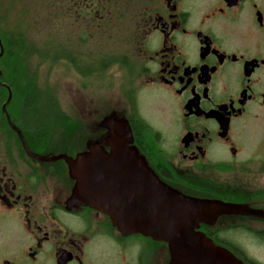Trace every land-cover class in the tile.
<instances>
[{"label":"flooded vegetation","instance_id":"obj_1","mask_svg":"<svg viewBox=\"0 0 264 264\" xmlns=\"http://www.w3.org/2000/svg\"><path fill=\"white\" fill-rule=\"evenodd\" d=\"M46 2L59 23L72 25L76 39L87 35L92 51L96 38L113 32L120 33L121 45L127 46L128 22L113 19L125 18L122 14L130 9L129 32L135 40L130 47L140 85L129 91L121 115H108L127 122V146L155 177L183 195L264 210V186L240 195L243 188L233 185L240 171L264 176V158L252 157L251 168L241 164L248 159L241 129L264 131V0ZM3 52L0 44V57ZM0 70V87L6 89V98L0 96V264H169L167 242L143 233L124 234L111 214L79 203L69 163L29 154L8 115L31 151L71 158L86 151L90 142L102 143L109 152L106 123L101 125L103 134L89 129L84 142L80 134L85 130L78 122L63 123L56 93L42 91L40 114L49 116L52 126L48 141L39 143L13 106L22 93L15 90L14 81L4 78L1 66ZM147 92L162 93L164 108L146 114L140 99ZM59 129L67 140L53 146ZM96 133L101 136L96 138ZM79 139V148L66 144ZM202 224L201 231L243 264H264L238 239L245 235L254 247H264V218L222 215L214 225Z\"/></svg>","mask_w":264,"mask_h":264},{"label":"water","instance_id":"obj_2","mask_svg":"<svg viewBox=\"0 0 264 264\" xmlns=\"http://www.w3.org/2000/svg\"><path fill=\"white\" fill-rule=\"evenodd\" d=\"M11 97L9 90L3 105L6 113ZM8 119L29 154L43 161L64 159L69 163L71 176L76 180L74 198L79 203L100 207L111 214L124 234L143 233L167 242L172 256L169 264H243L201 231V224L214 225L222 215L264 218V210L246 203L187 196L167 186L127 146L126 121L113 116L105 118L110 130L109 152L102 143L90 142L86 151L71 158L65 153H34L9 115Z\"/></svg>","mask_w":264,"mask_h":264},{"label":"rangeland","instance_id":"obj_3","mask_svg":"<svg viewBox=\"0 0 264 264\" xmlns=\"http://www.w3.org/2000/svg\"><path fill=\"white\" fill-rule=\"evenodd\" d=\"M46 1L47 0H0V17L4 19L2 28L8 32L20 30L21 28L26 34L28 43L25 44V47L28 51L25 52V63L30 77L36 78L40 88H50L56 93V102H58L59 108L66 117L63 123L65 125H70L78 122L80 127L85 130H81V134H79L81 139L83 138L84 142H86L89 129L100 131L101 125L105 123L104 120L108 115L113 112L118 115L122 114L127 99L131 97V94H128L129 91L134 87L137 88L140 82L137 76L134 78L129 76L130 78H128L127 75H124V71H121L118 67L107 68L103 79H83L68 63H56V65H52L51 62L39 63L36 49L40 50L43 48L47 39H51V35L44 32V30L49 29L44 25L42 19H40V27L34 26V20L29 21L28 19L30 16L54 17L55 13L49 8V4ZM40 2L45 4L42 11L47 8V11L43 12L41 15L40 11L36 10L39 9ZM55 19V27L52 28L50 33H54V30H56L59 32L58 36H60V38L66 37L64 33L67 31L71 32L73 30L72 25L70 23L63 25V23H59L58 18L55 17ZM68 22H71V20ZM75 40L77 44L78 39L75 38ZM75 45H73V47ZM77 47L78 45L75 46V48ZM84 49L86 51L92 49V46L88 45V41L84 44ZM107 52L108 48L105 49V54ZM148 93L149 92L142 95L140 99L141 107L147 110L146 114H153L150 111L159 112L164 108L166 103L162 98L164 97L163 94ZM59 128H63V124ZM263 132L264 131L261 129H256L251 126H245L241 129L243 142L245 144V155L248 157V159L241 164L249 165L251 168L254 165L251 162L253 159L252 157H254L255 160L256 158H264V141L260 143L258 141ZM100 136V134L96 133V138ZM66 138L65 131L59 129L53 135V146H58L59 143L67 140ZM81 139L75 142H66V144H68L69 147L76 146L79 148L83 142ZM54 150L55 152H60L61 149ZM239 174V179L233 185L243 188H240V195L248 191L251 192L253 189H260L264 186V176L262 175L256 174L254 176L246 171H240ZM238 239L241 240L240 244H242L246 251L252 253L256 257L258 256V258L264 261V247L256 245V247H254L251 244L252 242L245 235H239Z\"/></svg>","mask_w":264,"mask_h":264},{"label":"trees","instance_id":"obj_4","mask_svg":"<svg viewBox=\"0 0 264 264\" xmlns=\"http://www.w3.org/2000/svg\"><path fill=\"white\" fill-rule=\"evenodd\" d=\"M45 4L40 2L39 9L40 15L47 11V8L43 10ZM42 11V12H41ZM125 18H115L114 22H123L125 19L128 22L127 36V46L121 45L123 38H121L120 33H112L111 36L102 34L99 38H96V47L94 51H86L84 49V44L88 41L86 34L79 35L80 38L78 42L80 44L75 48L76 40L75 36L67 31L64 33L66 37L60 38L58 36L59 32L54 30V33H50L52 28L55 27L56 23L55 17H33L30 16L29 21L34 20L33 25L40 27V19L49 30H44L48 35H51V39H47L46 44L40 50L36 49L38 53L39 63L51 62L52 65L60 63H68L72 69L81 78H101L105 76V70L107 68L118 67L121 71H124V75L128 78L137 75V63L136 56L133 54V50L130 47L131 43H134V36L130 31L131 25V14L130 9L122 17ZM0 17V38L1 44L4 45L3 55L0 57V66L4 71V78L6 80L11 79L16 85L17 91L22 94L14 98V107L17 111L18 117L21 118L24 123H27L28 127L35 134V138L39 143L48 141L50 138L51 129V119L50 117H45L43 114V109L39 105V99L41 97L42 91H53L50 88L42 89L39 87L35 77L27 78L30 74L26 68V55L25 52L28 51L25 44L28 43L26 39V34L20 30L16 31H5L3 27L4 19ZM106 25V24H105ZM120 27V25H114ZM82 37L85 41H82ZM112 40H109L111 39ZM73 45H75L73 47ZM108 48V52L105 54V49ZM26 49V50H25ZM130 76V77H129ZM1 100L6 98V89L0 87ZM27 92V93H24ZM41 109V111H40ZM20 111V112H19ZM27 116H30V120H26ZM66 117L63 115V121ZM136 137L140 139V132H136ZM202 224V227H205Z\"/></svg>","mask_w":264,"mask_h":264}]
</instances>
